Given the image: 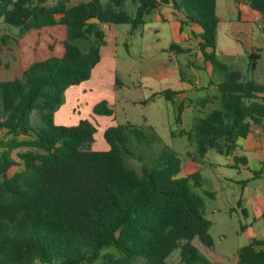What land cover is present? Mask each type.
<instances>
[{
	"label": "trees",
	"instance_id": "1",
	"mask_svg": "<svg viewBox=\"0 0 264 264\" xmlns=\"http://www.w3.org/2000/svg\"><path fill=\"white\" fill-rule=\"evenodd\" d=\"M244 1L264 16V0ZM161 3L202 27L200 52L219 82V107L197 118L190 131L172 136L196 143L194 159L212 150L230 156L263 124L264 84L245 79L217 57L216 0H90L74 6L67 0H0V20L20 33L56 28L63 34L60 54L0 81V264H168L177 251L179 264H210L193 245L199 239L214 246L213 223L198 192L206 181L199 173L180 177L182 159L171 148L153 152L161 144L153 127H111L104 133L109 149L99 151L91 149L97 132L91 122L65 127L54 121L66 91L89 80L100 62L103 26L128 24L133 35ZM249 60L253 73L260 57L252 53ZM8 69L0 47V73ZM175 94L168 90L164 96ZM202 102L204 107L208 100ZM183 110L180 105L179 125ZM94 112L114 114L106 102ZM23 148L28 150L17 152L23 169L10 175L18 166L14 152ZM132 158L140 171L130 166ZM252 174L263 178L264 169ZM238 264H264V241L253 239L241 248Z\"/></svg>",
	"mask_w": 264,
	"mask_h": 264
},
{
	"label": "crops",
	"instance_id": "2",
	"mask_svg": "<svg viewBox=\"0 0 264 264\" xmlns=\"http://www.w3.org/2000/svg\"><path fill=\"white\" fill-rule=\"evenodd\" d=\"M89 1L90 0L79 1L71 6ZM48 4L51 5L49 2ZM216 12L220 21L216 36V54L218 59L221 62L226 60L229 64L223 63L229 68H234L238 60H244L245 58L249 59V55L254 53L260 57V60L257 61V65L260 66L264 61V16L259 11L254 10L250 6V3L244 0H216ZM123 25L128 24H122V26ZM119 26L121 25H117L111 29L108 28V26H103L106 34V44L101 49L100 62L94 68L89 80L80 85L71 87L75 90L72 93L75 100L80 97V95L87 97L89 94L93 93V91H96L97 87L103 90L110 88L113 92L117 93L114 94L115 97L112 103L108 102L107 98H101V100H95L90 107L87 106L89 108V118L94 120L96 125L103 126V129L105 125H108V127H115L118 124L124 125L127 123L137 127L148 125L146 123L147 120L144 125L142 124L143 122L141 121L144 117L140 119L139 114L133 116L125 112L127 108L135 109L137 102L122 105L120 108L125 112V117L123 118L124 122H120L117 119L118 112L115 107L117 104L120 105L121 101H119V98L124 91L123 87H125L117 78L118 76L128 74L130 69L133 68L132 64L127 63L126 60L130 59L132 49H137L133 48L131 44L125 43H123L124 47H121V39H126V35H129L130 38L135 40L141 38L143 42L150 39L156 40L157 46L152 48L144 46L141 52L139 50L136 53L140 54L148 50L150 52V58H154V55H158V59H153L150 62L153 68L146 76L152 77L154 84L159 83V88L153 91V95L157 94L155 98L163 97L166 99L164 93L168 90L176 93L174 96H171L170 100L166 99L167 102L172 103L175 118L178 116L179 102H182L181 104L184 107V116L186 115L185 110L191 106L193 107L194 100L197 101L196 105L200 107L203 105V100H208L203 107L206 111V108L209 107L215 98L209 95L197 96V93L200 91H207L210 85L217 90L219 82L212 78L213 68L210 63L204 60L200 52V36L203 33L201 26L187 23L185 15L182 12L176 11L171 3L159 4L147 17L145 25L133 35L131 34L130 25V28L125 27V29H123V33L121 29H119ZM136 43L137 41H133L134 45ZM179 58L181 62L178 63V67L172 66L176 63L175 59L178 61ZM248 65L249 63H247V67ZM184 68H189L194 76L197 77V79L194 80L196 84H190L187 78L183 77L184 72L182 70ZM234 69L238 68L235 67ZM203 72L206 73V77L202 74ZM193 96H195L196 99H193ZM188 100L190 104H186ZM100 101L106 102L108 108L114 111L112 116L108 117L95 114V108L99 105ZM154 101L155 99H153L152 102ZM141 103L143 105L145 104V106L148 105L147 100L141 101L139 105H141ZM213 103L214 102H212V104ZM181 130L183 129H180V131ZM172 132L178 133L179 131H170V136L172 138H177V135L175 137L172 136ZM239 144L242 145V148H239ZM108 149L109 145L107 144L105 150L99 151H107ZM172 150L176 152L174 149ZM228 158H230V161L225 164V166L236 168L239 174L241 171L246 170L252 175L245 180V182L247 181L246 184H242L244 181H237L232 177H225V180L222 181L223 179H220V175L218 173L216 174L218 180V188L216 189H218L219 193L217 190L214 192L216 193L214 200L216 207L214 213L225 214L237 207V209L244 213L246 222H249L251 225H242L245 238L238 247V253L241 248L248 245L253 239L264 241V225H261V222L264 221V187L260 185L259 188H253L248 182L251 177H253V171L264 169V165L262 164L264 160V121L261 126L254 127L252 133H250L246 139L239 141L238 147ZM235 158L245 159L247 164L244 165L240 161L236 164L234 161ZM194 173H198L195 166L190 167L186 165V167H184L182 163L180 177H187ZM260 179H264V177ZM217 204H220V206ZM252 214H256L253 219ZM236 262L238 263V257Z\"/></svg>",
	"mask_w": 264,
	"mask_h": 264
},
{
	"label": "rangeland",
	"instance_id": "3",
	"mask_svg": "<svg viewBox=\"0 0 264 264\" xmlns=\"http://www.w3.org/2000/svg\"><path fill=\"white\" fill-rule=\"evenodd\" d=\"M58 1L60 0H48L51 5L57 3ZM67 1L68 5L71 6L79 1L81 2L85 0ZM100 1L102 4L107 2L106 0ZM129 10L130 13H135V8L131 7ZM125 27L130 28L129 25L119 26L122 33ZM3 38L5 39V43L2 40ZM62 38V32L56 28L51 29L47 33L44 31L39 33L37 31H33L28 34H23L20 33L18 29L7 25L3 22V20H0V47H3L4 61L9 64V69L0 73V81L15 78L21 69L27 68L31 64L51 54H60L63 50ZM133 41H137V43L134 45ZM123 43L131 44L133 48L137 49H132L130 59L126 60L127 63L132 64L133 68L130 69L128 74L118 76L117 78L119 82L125 86H122L124 91L121 93L122 95L119 98V101H121L120 105L117 104L115 107L118 112V121L124 122L123 118L125 117V112L133 116L139 114L140 119L144 117L141 121L143 122L142 124L144 125L147 120V126H153L161 139V144L154 146V153H159L163 147L169 146L178 153L179 157L182 159L184 167L189 165L190 167L195 166L197 168V172L201 174L202 179L206 181V184L201 189H198V192L205 197L207 203V215L213 223L210 234L214 239V246L208 247L199 239H195L193 241V245L210 264H238L236 262L238 257L237 255L239 253H237L238 247L245 238L242 225H251L249 222H246L244 213L237 209V207L225 214L214 213L216 207V203H214L216 193L214 192L216 190L218 192V189H216L218 188L216 174L218 173L220 175V179H223L222 181L225 180V177H232L237 181H245L252 175H250V173L246 170L241 171L239 174L236 168L225 166V164L229 163L230 158H228V156H222L213 150L210 151L204 158L197 157L194 159L196 150V143L194 141L192 143L188 142V138L186 136H178L177 138H172L170 136L171 130L180 131V129H183L190 131L197 118H203L213 109L218 108V91L210 85L208 86L209 88L207 91H200L197 93V96L209 95L210 97L215 98L214 101H212L214 103L212 104L211 102L205 111V108L197 106V101L194 100L193 107L191 106L185 110L186 115L184 116L183 113V115L181 114V125H179L175 121L176 118L173 114L174 108L172 107V103L167 102V100L163 97L154 98V102H152L153 100H150L154 94L153 91L156 88H159V83L154 84L153 78L146 75H148L153 68L150 62L153 59H158V55H154V58H150V52L148 50L140 54L136 53L139 50L141 52L144 49V46L151 48L157 46L156 40L150 39L143 42V39L141 38H137V40H135L130 38L129 35H126V39H121V47H124ZM86 47L87 45L83 44V48L86 49ZM175 61L176 63L172 66L177 68L181 59L179 58L178 61L175 59ZM223 62L229 64L226 60H223ZM249 62L250 60L248 58L238 60L234 66V68L236 67L238 69H230L234 71L240 70V72L244 75V78L247 80L253 79L257 83L264 84V61L260 64V66L257 65L256 70L253 73L250 72L249 65L247 67V63ZM182 71L184 72L183 77H186L190 84H196L194 80H196L197 77L194 76L193 72L190 71L189 68H184ZM202 74L206 77V73L203 72ZM74 91V88H70L64 94V102L55 114V124L65 127H75L79 125L81 121L88 120L97 128L95 141L91 145V149L105 150L107 142L104 138V133L111 127L105 125L103 129V126L96 125L94 120L89 118L88 107H90L95 100L98 101L101 100V98H107L108 102L112 103L115 97L114 94L117 93L113 92L110 88L103 90L97 87V90L93 91V93L89 94L87 97L80 95V97L75 100L72 95ZM192 98L196 99L195 96ZM145 100H147L148 105L145 106V104L143 105L142 103L139 105L141 101ZM101 102L102 101H100V103ZM133 102H137L135 109L127 108L124 112L120 108L122 105H126L127 103L131 104ZM181 103L182 102H179L180 105H182ZM186 104H190V101L188 100ZM127 106L133 107L131 105ZM32 118L33 121L37 118L36 113ZM239 148H242V145L239 144ZM26 150L28 149L23 148L14 152L13 156L18 161V166L13 167L10 171V175H13L23 169V166L21 164L19 165L17 152H25ZM129 164L133 168L140 171L141 163L136 161V159H130ZM249 184H251L253 188H259L260 185L264 187V179L254 180L251 177ZM206 192H211L214 198L208 196ZM217 205L220 206V204ZM254 216H256V214H252V219ZM261 223V225H264V221ZM167 262L168 264H179V251L172 254ZM37 264L41 263L38 262Z\"/></svg>",
	"mask_w": 264,
	"mask_h": 264
}]
</instances>
